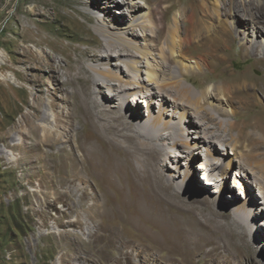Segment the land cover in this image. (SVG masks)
Instances as JSON below:
<instances>
[{"label": "bare ground", "instance_id": "1", "mask_svg": "<svg viewBox=\"0 0 264 264\" xmlns=\"http://www.w3.org/2000/svg\"><path fill=\"white\" fill-rule=\"evenodd\" d=\"M166 1L169 0H130L128 13L119 12L127 15L128 22L120 17L113 32L109 26L98 22L95 29L103 36V41L97 43L96 49L74 50L76 56L79 54L74 60L65 57L64 86H71V104L78 114L69 111L63 115L65 120L59 134L44 132L40 135L34 125V119L41 115L40 108L45 105L40 101L26 103L33 112L13 126L27 128L22 134L24 139L30 140L27 147L39 153L47 166L52 156L54 158L49 149L60 145L57 149L60 160L54 165L56 171L43 175L44 180L56 186L84 185L86 161L90 156L98 158L102 180L110 181L122 207L126 208L115 209L110 223L101 225L88 245L91 252L101 255L105 264H135L134 253L141 256L140 264H150L157 259L149 258V244L176 252L178 240L187 244L203 242L210 246L205 255L217 257L221 246L219 237L251 245V229L258 211L264 220V0H214L213 8L208 0H189L187 7L179 8L174 15L173 25L169 10L178 3L162 6ZM111 2L113 0L101 3L100 8L105 9L107 15L113 5ZM249 26L260 40L249 44L239 42L235 52V41L242 32L240 28ZM23 31L31 36L16 39L17 44L10 50L16 53L12 66L7 64L4 68L0 64V70L18 72L13 65L20 64L24 71L33 70L58 78L60 67L55 64L53 53L45 50L48 44L34 39L33 28L26 27ZM141 38L145 43H141ZM28 42L37 47L38 52H32ZM158 45L163 55L158 56L160 61L153 53ZM190 45L193 52L198 53L187 54L191 58V63H187L185 47ZM251 50L252 61L241 71H232L234 58L239 56L245 62ZM143 59L148 65L146 83L142 76ZM253 67L262 70V74L254 76ZM211 69L221 77L219 86L206 87L201 80L195 84L202 87L197 94L184 84L191 75ZM12 76L15 74H0L6 88L12 89ZM22 77L27 87L41 91V82L29 79L27 73ZM104 86L106 96L101 95ZM23 87L19 88L24 90ZM139 102L145 103V117L139 116ZM182 119L187 125L181 124ZM75 122L82 128L77 129ZM228 149L233 157H228L227 167L216 172L222 155L228 156ZM78 150L82 156L77 154ZM164 156L168 159L163 163L161 157ZM64 162L69 163V168ZM181 163L189 169L180 170ZM200 163L204 184L208 185L204 198L200 192L203 183L199 185L201 181L192 173ZM235 163L240 185L234 187L241 190L243 198L233 197L230 208L233 216L220 221L224 213L219 211L215 202L218 200L211 197V191L223 195L224 189L229 187L228 170ZM14 165L18 166V161ZM169 168L182 174L181 180L175 182ZM253 185L258 187L263 202L251 195ZM209 187L214 189L209 190ZM67 197L61 192L55 199ZM88 198L114 203L115 196L111 193L82 196L83 201ZM202 206L208 207L205 223L214 240L193 238L194 235L176 224L177 218L170 213L174 210L193 214ZM260 231L264 233L261 228ZM76 243L79 249L86 248L82 240ZM110 251L116 252L114 258Z\"/></svg>", "mask_w": 264, "mask_h": 264}, {"label": "rangeland", "instance_id": "2", "mask_svg": "<svg viewBox=\"0 0 264 264\" xmlns=\"http://www.w3.org/2000/svg\"><path fill=\"white\" fill-rule=\"evenodd\" d=\"M84 1L86 4H84ZM106 1L0 0V64L4 68L7 64L12 66L11 63L16 58V53L12 54L10 50L17 44V38L26 39L28 35L31 36L30 33L26 35L23 31V28L30 27L36 33L35 36L33 35L35 40H43L48 44L49 48L44 46L45 50L53 53L55 64L60 67L57 71L58 78L55 79L45 73H38L33 70L30 72L24 71V67L20 64L13 65L18 72L0 70V74L10 73L11 75L15 74L16 77L12 76V82L14 83H11L12 89L6 88L2 84L3 82L0 81V264H105L101 255L91 252L88 245L92 236L98 232V228L101 225L110 223L109 220L115 209L123 211L126 208L122 207L118 192L113 189L110 181L102 180L98 158L90 156V160L86 161L87 166L85 167L87 170L83 176L87 178V182L84 185L77 183L68 188L56 186L50 181L44 180L43 175L46 176V174L56 171L54 165L60 160V154L57 150L60 145L54 149H49V152L54 153V158L52 156L50 166H47L39 153L31 151L27 147L30 140L24 139L22 135L27 128L25 126L13 128V126L14 122L20 123L24 115L33 112L26 105V103L32 101L37 103L40 101L45 104L40 108L41 115L34 119V125L39 128L40 135H43L44 132L59 134L62 131V122L65 120L63 115H66L69 111L78 114L76 107L71 104L72 88L71 86H64L66 77L62 65L65 63V57L74 60L79 56V54L77 56L74 54V50L96 49L97 43L103 41V36L95 29L98 22L103 23V26H109L110 32L115 30L113 28L118 25L120 17H125L128 22L127 15L119 12L128 13L127 5L130 0H113L109 15L105 14V9L100 8L103 6L101 3ZM173 2L178 3V5L169 10L171 25H173V17L178 13L179 8L187 7L186 4H189V0H169L164 4L162 3V6L171 5ZM208 2L213 8L214 0H208ZM240 29L242 32L239 33V37L235 41V52L238 51L237 45L239 42L247 41L249 44L254 40H260L256 38V33H253L251 26L249 28L241 27ZM140 40L142 44L145 43L142 38ZM30 44L28 42L31 51L38 52L37 47ZM159 49L160 45L153 48L157 61H160L158 56L161 52ZM185 50L187 51L185 62L188 63L191 58L187 54L198 52H193L192 45L190 47L186 46ZM252 58V50L245 62L241 61L239 56H236L230 69L234 72L241 71L243 66L252 61ZM139 60L142 59L139 58ZM30 66L34 68L35 65L31 62ZM141 68L143 69V81L145 80L146 83L148 65L144 59ZM216 72L215 69H211L199 75H191L188 78L189 81L184 82V84L189 86L193 93L199 94L202 87L196 86V82L203 80L206 87L210 88L220 85L221 77ZM251 72L254 76L262 74V70L257 67L251 68ZM24 73H27L29 79L41 82V91L30 85L27 87L24 77H22ZM160 79L161 77H159ZM192 82L194 83L192 84ZM24 85L25 87H23ZM153 90H156V88L153 87ZM102 91L103 94L101 95L106 96L104 94V92H107L105 86ZM256 95L260 94L256 93ZM133 104H131V107H133ZM137 105L139 106V116L145 117V103L139 102ZM154 109L156 110V105ZM175 115L177 116V114ZM181 124L187 125L183 122V119ZM74 125L77 129L82 128V125L78 122H75ZM191 127L189 126V129H192ZM77 154L82 156L80 150L77 151ZM229 156L233 157V154L228 149V156L222 155L223 159L219 161L221 165L217 167L216 172H218V169L222 170L223 167H227ZM166 159H168V156L161 157L163 163ZM171 159L173 158L171 157ZM16 161H18V166L14 165ZM181 162L183 164L185 162L183 157ZM182 163L179 167L180 170L189 169ZM64 164L66 168H69V163L64 162ZM200 168H202V163L195 166L192 173L201 181L199 185L203 183L200 192L201 198H204L208 185L204 184L205 175ZM237 169V163H235V166H231V169L228 170L229 187L224 189L223 195L211 191V197H216L218 200L215 201L217 202L216 205H219V208H217L220 209L219 211L222 214L224 213L219 219L220 221L233 216L234 211L230 209L233 205L231 202L233 197L236 200L243 198L241 190L234 187V185H240V177L236 176ZM169 171L175 176L173 178L175 182L181 180L182 174H178L170 168ZM193 180H195L194 176ZM210 189L214 188L209 187ZM61 192H65L68 197L63 198V200H56L55 198ZM96 193L113 194L115 196L114 203H107L106 200L102 199L99 201L90 198L86 201L82 200L83 195L90 196ZM195 193L197 194V192ZM250 193L254 199L263 202L261 196L258 195L256 185L251 187ZM185 200L188 202L186 198ZM259 205L261 204L259 203ZM211 207L215 209L214 206ZM170 211L177 218L176 224L179 227L181 226V229L183 228L194 235L193 238L198 237L204 241L214 240L213 233L208 229V224L205 223L208 216L207 206L198 207L196 213H193L194 215L185 211H176V213L174 210ZM79 223L82 224L81 227ZM260 228L264 231V220L258 211L251 229L253 238L251 245H244L239 240L232 241L229 237H219L217 240L221 246L217 257L209 258L205 255L210 246L203 242L187 244L184 241L183 244L178 240L176 252L167 251L164 248L159 249L154 244H149V258L157 259L151 261L150 264H264V233L260 234ZM79 239L86 246L84 250L78 248L76 241ZM133 239L135 238L133 237ZM223 243L226 246H223ZM168 246L172 247L170 243ZM109 254L113 258L116 256L115 251H110ZM132 257L135 264H140L141 256L137 257L134 253Z\"/></svg>", "mask_w": 264, "mask_h": 264}]
</instances>
